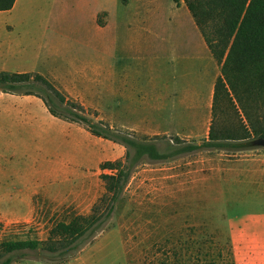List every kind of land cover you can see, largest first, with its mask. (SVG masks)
Masks as SVG:
<instances>
[{
  "label": "crops",
  "instance_id": "0c3cea01",
  "mask_svg": "<svg viewBox=\"0 0 264 264\" xmlns=\"http://www.w3.org/2000/svg\"><path fill=\"white\" fill-rule=\"evenodd\" d=\"M19 2L0 11L10 14L0 18V72L39 73L67 100L83 105L87 113L108 114L111 123L135 116L147 124L150 135L170 130L176 136L199 135L204 120L199 121L198 109L203 106L211 112L203 133L208 138L215 83L221 73L212 77L206 95L197 78L185 77L184 83L172 84L162 76L149 82L141 67L129 65L133 55L143 51L145 38L150 42L149 36L143 32L136 37L129 35L132 21L127 13L113 19L111 12L103 10L108 18L99 20V12H93L96 33H75L77 36L68 32L71 24L64 18L18 17ZM184 18L195 24L191 13ZM154 37L157 42L159 37ZM77 43L85 47L83 52L76 53ZM201 50L210 52L215 63L204 38ZM96 119L104 121L103 117ZM116 144L56 116L37 94L0 92V219H31L50 214L55 207L71 208L75 215L88 214L105 192L101 174L110 171L103 170L102 164L117 160ZM260 197L264 199V188H254L236 207H229L233 226L222 247L236 251V264H264V210L240 209L248 200ZM107 237L120 241L119 262L129 264L125 244L114 230L102 234L67 263H81L94 251L103 253Z\"/></svg>",
  "mask_w": 264,
  "mask_h": 264
},
{
  "label": "rangeland",
  "instance_id": "374dc122",
  "mask_svg": "<svg viewBox=\"0 0 264 264\" xmlns=\"http://www.w3.org/2000/svg\"><path fill=\"white\" fill-rule=\"evenodd\" d=\"M103 10L111 12L113 19L127 13L132 21L129 35L136 37L143 32L149 36L150 42L145 38L141 54L129 61L130 66L142 68L143 78L149 82L162 76L172 84L184 83L185 77L197 78L206 95L212 77L221 73L218 61L214 63L210 52L201 50L204 37L196 23L184 18L190 13L184 0H20L16 14L34 19L64 18L71 24L67 25L68 32L85 36L96 33L91 22L93 12H99V20L108 18ZM7 17L9 13H0V18ZM106 33L110 35V31ZM154 36L159 37L157 42ZM82 49V43H77L76 53ZM87 114L93 120L103 117L117 134L154 140L165 152L172 149L177 135L173 130L150 135L147 124L132 115L128 121L111 123L108 114L95 110ZM210 117V110L201 106L198 118L204 120V126L199 135L179 136L186 142L201 143L207 139L203 133ZM115 147L117 159L125 158L126 147L119 143ZM254 188H264V147L244 151L204 149L171 161L145 158L130 178L113 223L102 234L116 231L125 244L129 264H236V251L222 247L233 226L229 207H236ZM70 209L55 207L50 214L18 221L0 219V242L10 238L45 240L56 222L69 221L75 215L76 211ZM240 209L264 210V199H250ZM120 244L107 237L102 243L106 247L103 253L94 251L81 263H67L71 259L60 264H120ZM41 255L47 256L35 251L15 254L11 264H44L38 260Z\"/></svg>",
  "mask_w": 264,
  "mask_h": 264
},
{
  "label": "trees",
  "instance_id": "16d2710c",
  "mask_svg": "<svg viewBox=\"0 0 264 264\" xmlns=\"http://www.w3.org/2000/svg\"><path fill=\"white\" fill-rule=\"evenodd\" d=\"M184 1L221 65V74L215 83L209 135L201 143L186 142L176 136L172 149L161 151L154 140L130 133L117 134L104 121L93 120L83 105L67 100L39 73L0 72V92L37 94L56 116L79 123L94 135L126 147L125 158L102 164L103 170L110 171L101 174L105 192L88 214L56 222L45 240L10 238L1 241L3 264H11L15 254L22 256L26 251L46 254L38 258L44 264H60L77 257L109 227L124 202L133 172L145 158L171 161L184 153L204 149L244 151L254 148L255 139L264 138V0ZM15 2L0 0V11L13 8Z\"/></svg>",
  "mask_w": 264,
  "mask_h": 264
},
{
  "label": "water",
  "instance_id": "95a60500",
  "mask_svg": "<svg viewBox=\"0 0 264 264\" xmlns=\"http://www.w3.org/2000/svg\"><path fill=\"white\" fill-rule=\"evenodd\" d=\"M253 145L256 147H264V138L259 137L253 141Z\"/></svg>",
  "mask_w": 264,
  "mask_h": 264
}]
</instances>
